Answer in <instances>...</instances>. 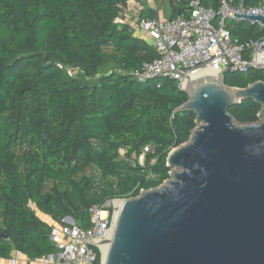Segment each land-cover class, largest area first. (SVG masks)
<instances>
[{"label":"trees","instance_id":"obj_1","mask_svg":"<svg viewBox=\"0 0 264 264\" xmlns=\"http://www.w3.org/2000/svg\"><path fill=\"white\" fill-rule=\"evenodd\" d=\"M128 1L0 0V234H8L0 238L2 260L14 251L29 260L57 251L52 226L31 204L54 224L70 217L88 229L91 207L161 186L169 178V152L197 128L193 112L173 113L189 99L175 81L132 77L158 56L116 21ZM166 1L172 19L193 0ZM198 1L215 11L221 3ZM225 1L244 8L261 2ZM139 18H156V11L144 7ZM226 27L239 46L264 36L244 21ZM66 68L97 77L83 85ZM223 78L227 87L244 89L264 82V70L227 71ZM260 110L242 100L227 112L248 125L259 121ZM145 146L151 152L140 166Z\"/></svg>","mask_w":264,"mask_h":264},{"label":"water","instance_id":"obj_2","mask_svg":"<svg viewBox=\"0 0 264 264\" xmlns=\"http://www.w3.org/2000/svg\"><path fill=\"white\" fill-rule=\"evenodd\" d=\"M225 72L188 80L173 113L200 125L169 152L161 186L119 201L101 264H264V120L240 125L227 112L253 100L264 118V82L227 87Z\"/></svg>","mask_w":264,"mask_h":264},{"label":"built area","instance_id":"obj_3","mask_svg":"<svg viewBox=\"0 0 264 264\" xmlns=\"http://www.w3.org/2000/svg\"><path fill=\"white\" fill-rule=\"evenodd\" d=\"M233 13L264 17V0L252 8L231 7L221 0L217 11L204 8L198 0H193L188 4L187 13L175 18H135L125 24L131 34L145 40L158 56L133 71L132 77L138 82L173 80L183 91L188 80L200 77L202 72L221 75L225 71L246 74L250 70H264V49L260 48L264 47V36L244 46L233 43L227 23L242 21ZM120 16L116 21L124 24ZM249 24L256 23L250 21ZM256 25L264 30L261 24ZM149 152L150 147L145 146L137 158L138 165L143 166L145 154ZM120 200L113 198L91 207L88 229L78 227L72 218L65 217L59 229L52 230L50 240L57 251L43 257L45 264H94L97 254L101 264L102 251L109 242ZM59 235L67 241L61 242Z\"/></svg>","mask_w":264,"mask_h":264},{"label":"crops","instance_id":"obj_4","mask_svg":"<svg viewBox=\"0 0 264 264\" xmlns=\"http://www.w3.org/2000/svg\"><path fill=\"white\" fill-rule=\"evenodd\" d=\"M163 4H166L168 6V9L166 11H161ZM144 7H148L151 10L156 11V18L169 19L170 8L166 0H161L160 4L155 3L153 0H129L127 2L126 7L124 8V11L122 12L120 16L124 25L132 22L133 20H135V18H139V14L143 10ZM48 223L52 226V230L57 231L59 229V225L54 224L52 222H48ZM59 239L61 242L67 241L66 239L62 238L60 235H59ZM22 259H25V260H22ZM40 261L43 262V258L36 259V260H29L26 257L14 251L9 260L0 259V264H33L34 262L35 264H37V262H40Z\"/></svg>","mask_w":264,"mask_h":264},{"label":"rangeland","instance_id":"obj_5","mask_svg":"<svg viewBox=\"0 0 264 264\" xmlns=\"http://www.w3.org/2000/svg\"><path fill=\"white\" fill-rule=\"evenodd\" d=\"M155 3H158V4H160L161 3V0H153ZM168 9V6L166 5V4H163L162 5V9H161V11H166ZM247 23H249V22H247ZM259 27V26H258ZM106 71V70H105ZM105 71H102V72H105ZM66 72L70 75V76H72V77H74V78H76V79H78L83 85H90L91 84V82L94 80V78H96L97 77V75H96V77H94V78H86V77H84V75L81 73V72H79V71H77V70H73V69H70V68H66ZM101 73V72H100ZM264 120V118H262V119H259V121L258 122H256V123H259V122H261V121H263ZM255 124V123H254ZM200 124H197V127L199 126ZM124 153H125V151L124 150H120V157L121 158H123V156H124ZM164 183V182H163ZM31 206V208L33 209V211L38 215V216H40L42 219H44V220H46L47 222H52L51 221V219L48 217V216H46V215H43L42 213H40L37 209H36V207L33 205V204H31L30 205ZM39 217V218H40ZM53 223V222H52ZM22 260H25V259H22ZM33 264H35V262L33 263ZM37 264H45V262L43 261H40V262H37Z\"/></svg>","mask_w":264,"mask_h":264},{"label":"bare ground","instance_id":"obj_6","mask_svg":"<svg viewBox=\"0 0 264 264\" xmlns=\"http://www.w3.org/2000/svg\"><path fill=\"white\" fill-rule=\"evenodd\" d=\"M201 74H202V75H207L208 73H207V72H202ZM202 75H200V76H202ZM107 244H108V243H107ZM106 249H107V245L104 247V249H103V251H102V255L105 254Z\"/></svg>","mask_w":264,"mask_h":264}]
</instances>
